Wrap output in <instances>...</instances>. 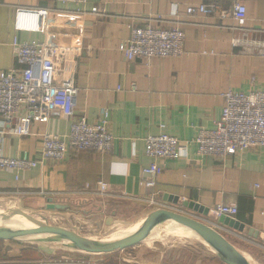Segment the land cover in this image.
I'll return each mask as SVG.
<instances>
[{"label":"crops","instance_id":"1","mask_svg":"<svg viewBox=\"0 0 264 264\" xmlns=\"http://www.w3.org/2000/svg\"><path fill=\"white\" fill-rule=\"evenodd\" d=\"M242 1L247 8L243 30L233 18V0H89L85 14L77 6L61 5L57 0H0V74L19 67L12 47L15 36L22 42L46 39L43 33H17L16 9L52 11L54 28L74 30L71 34L61 30V43L79 52L76 117L95 123L101 110L108 109L109 130L114 136L113 149L107 153L68 150L61 163L46 162L20 172L0 171V202L54 217L68 213V231L86 237L90 230L97 235L105 228L126 231L136 226L158 210L148 203L154 196L162 209L207 224L247 260L264 264L260 237L264 232V147L219 160L200 157L192 145L186 159L163 162L154 189L143 183V170L152 164L146 155L148 136L165 131L182 143L192 142L200 130L216 129L225 92L264 89V56L234 44L244 38V32L248 40L264 43V0ZM211 4L219 6L224 15L188 14L189 8ZM93 8L106 16L91 15ZM147 23L184 31L183 57L127 60L119 46L129 39L132 29L145 28ZM72 121L58 114L48 124L35 123L29 136L19 137L0 118V154L41 160L42 136L52 133L68 142ZM99 182L107 184L105 194L100 192ZM50 203L66 208L48 210ZM191 203L210 210L209 216L184 207ZM217 205L237 206V220L245 225L244 231L215 220L211 211ZM138 208L142 213L135 215ZM30 243L0 240V264H44L36 256L44 257L53 250ZM216 261L215 256L210 259L213 264ZM124 264L164 261L153 262L142 245Z\"/></svg>","mask_w":264,"mask_h":264},{"label":"built area","instance_id":"2","mask_svg":"<svg viewBox=\"0 0 264 264\" xmlns=\"http://www.w3.org/2000/svg\"><path fill=\"white\" fill-rule=\"evenodd\" d=\"M233 18L239 30L247 24V8L242 0H233ZM61 5H74L80 14L89 0H57ZM220 11L216 4L201 5L188 9V14L212 15ZM91 15L106 16L98 8ZM52 11L18 7L15 12V30L19 32L43 33L42 42H22L17 36L13 40V51L18 68L0 74V118L6 128L14 130L19 137L29 136L35 123L48 124L52 118L62 114L71 118L72 124L65 142L59 136L46 133L42 136L41 160L28 156L11 158L0 154V171H27L46 162L61 163L68 150L107 153L113 149L114 136L109 130V110H101L97 122L76 117L79 89L75 79L79 52L76 48L61 43L62 32L74 31L71 27H56L51 22ZM74 28V27H73ZM185 33L179 28L163 30L147 23L145 28L132 29L128 40L119 46L127 60L151 61L155 58H180L184 55ZM245 52H258L264 56V43L248 40L244 32L242 40H234ZM224 107L221 120L215 130H200L192 142L179 139L162 131L146 139V155L152 164L143 170L144 185L154 189L156 180L163 172V162L188 157L189 148L197 147L200 157L226 160L249 150L264 147V89L249 93L227 91L223 95ZM101 193L107 192V184L99 182ZM152 197V198H151ZM148 199L150 206L161 209L154 196ZM239 210L235 205H217L211 211L213 218L237 219ZM264 242V232L260 234ZM72 253V251L69 250ZM83 255V253H80ZM83 257V256H82ZM81 260V259H80ZM51 264L47 262L44 264Z\"/></svg>","mask_w":264,"mask_h":264},{"label":"water","instance_id":"3","mask_svg":"<svg viewBox=\"0 0 264 264\" xmlns=\"http://www.w3.org/2000/svg\"><path fill=\"white\" fill-rule=\"evenodd\" d=\"M184 207L188 208L190 211L201 213L204 217H208L210 213V210H204L201 206L193 203L184 205ZM65 208V206L55 205L53 203L47 206L48 210H64ZM15 216L31 224L33 230L28 234H15L4 230L1 224ZM161 221H169L194 233L222 264H251L225 238L216 233L207 224L189 215L162 208L153 211L140 220L135 230L125 238L112 243L99 242L69 231L66 232L62 229L50 226L45 222H41L22 209L11 208L3 214H0V239L26 243L43 238L60 243L66 249L74 252L88 255H108L138 246L144 240L148 231ZM218 221L225 227L235 231L243 232L245 228V225L237 219L221 217Z\"/></svg>","mask_w":264,"mask_h":264},{"label":"rangeland","instance_id":"4","mask_svg":"<svg viewBox=\"0 0 264 264\" xmlns=\"http://www.w3.org/2000/svg\"><path fill=\"white\" fill-rule=\"evenodd\" d=\"M11 208H19L23 210V208H20L19 206H11V204L8 202H0V212H5ZM23 211L40 220L41 222H45L50 226L68 232V213L54 217L50 213H41L28 209ZM141 213L142 210L138 208L135 215H140ZM123 231L125 230L117 228H105L104 232L97 235H94L91 230L86 231L85 235H87L86 237L88 239L105 242L111 240V235L120 236L119 234L123 233ZM0 240L4 242H12L5 239ZM31 242L33 243L30 244H39L43 248L53 250V253L44 257L43 255L36 256L38 257L36 259L46 261L45 263L48 261L51 262V264H66V261H68V264H124V261L130 260L132 257H134L135 250L142 245L144 246L148 257L153 258V262H158L162 259L164 264H176L177 262V264H213L210 262V259L214 258L212 251L209 250L198 237L191 234V232L188 230H181L178 225H175L169 221H161L160 223L153 226L144 237V240L138 246L126 249L124 251H118L108 256L88 255L83 253V255H81L83 257H79L74 255V253H68V249L57 242L43 238ZM22 244L29 245V242ZM67 254L68 256H66ZM248 261L251 264L255 263L253 260L250 261L248 259ZM215 264L221 263L216 261Z\"/></svg>","mask_w":264,"mask_h":264},{"label":"bare ground","instance_id":"5","mask_svg":"<svg viewBox=\"0 0 264 264\" xmlns=\"http://www.w3.org/2000/svg\"><path fill=\"white\" fill-rule=\"evenodd\" d=\"M3 213L4 212H0V214H3ZM1 227L4 230L10 231V232L15 233V234H28L29 232H31L33 230V226L31 224H29L28 222H26L22 218L16 217V216L10 218L9 220H7L3 224H1ZM135 228H136V226L126 230L120 236L113 238L111 240L105 241V242L106 243H112V242L119 241V240L125 238L128 234L132 233L135 230ZM192 234L195 235L194 233H192Z\"/></svg>","mask_w":264,"mask_h":264},{"label":"trees","instance_id":"6","mask_svg":"<svg viewBox=\"0 0 264 264\" xmlns=\"http://www.w3.org/2000/svg\"><path fill=\"white\" fill-rule=\"evenodd\" d=\"M108 255H111V254H108ZM108 255H106V256H108ZM217 261H219L218 259H217ZM220 262V261H219ZM221 263V262H220ZM222 264V263H221Z\"/></svg>","mask_w":264,"mask_h":264}]
</instances>
